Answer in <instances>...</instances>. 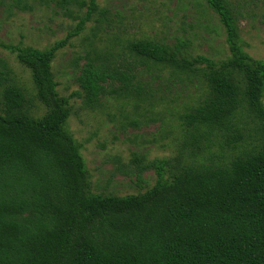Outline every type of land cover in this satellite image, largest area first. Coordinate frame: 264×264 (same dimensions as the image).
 Instances as JSON below:
<instances>
[{"label": "trees", "instance_id": "obj_1", "mask_svg": "<svg viewBox=\"0 0 264 264\" xmlns=\"http://www.w3.org/2000/svg\"><path fill=\"white\" fill-rule=\"evenodd\" d=\"M41 1L70 17L73 4L88 9L46 48L0 41L30 70L35 90L33 97L0 60V264H264V60L245 49L232 1L205 0L225 27L227 58L190 56L182 43L149 38L129 40L119 53L92 47L80 89L69 96L58 89L53 62L97 12L107 19L106 10L96 0ZM166 73L200 82L179 114L185 137L177 154L136 155L139 182L148 170L156 174L143 192H94L83 145L68 126L71 100L91 109L104 97L154 106L151 80Z\"/></svg>", "mask_w": 264, "mask_h": 264}, {"label": "rangeland", "instance_id": "obj_2", "mask_svg": "<svg viewBox=\"0 0 264 264\" xmlns=\"http://www.w3.org/2000/svg\"><path fill=\"white\" fill-rule=\"evenodd\" d=\"M26 1L32 7L22 10L13 0H0L1 42L46 48L74 30L78 17L88 9L73 4L71 8L77 17H70L54 1L49 5L41 0ZM96 1L99 8L106 10L107 19H101L97 12L86 28L59 50L53 62L62 95L69 96L80 89L77 76L92 47L119 53L125 51L129 40L149 38L171 45L182 43L190 56L203 54L222 60L230 55L225 27L205 0ZM231 1L240 13L245 49L254 58L264 60V0ZM0 60L33 96L30 70L2 47ZM168 76L166 73L156 82L151 80L157 102L154 106L143 104L137 108L133 99L104 97L100 107L91 109L83 105L81 98L71 100L73 113L68 126L83 145L94 192L118 195L143 192L155 183L156 174L153 169L148 170L144 173L145 180L139 182L134 173L136 155L145 156L148 161L177 154L185 137L179 114L195 102L200 82L197 78L189 81ZM142 78L150 80V72L145 71ZM34 103L37 114L45 112L46 107L38 99L34 98Z\"/></svg>", "mask_w": 264, "mask_h": 264}]
</instances>
